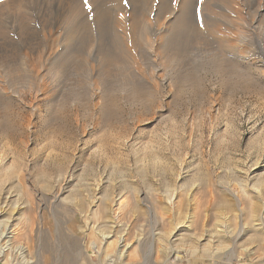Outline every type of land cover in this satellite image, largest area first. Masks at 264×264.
Returning <instances> with one entry per match:
<instances>
[{
  "label": "rangeland",
  "instance_id": "obj_1",
  "mask_svg": "<svg viewBox=\"0 0 264 264\" xmlns=\"http://www.w3.org/2000/svg\"><path fill=\"white\" fill-rule=\"evenodd\" d=\"M80 1L91 22L93 0ZM106 1L103 7H116ZM120 1L115 14L130 7L129 0ZM197 2L196 23L204 31L199 15L205 0ZM9 36L17 39L16 33ZM21 58L9 72L13 82L6 86L7 95L0 94V203L17 199L24 205L12 209L24 217L21 228L27 229V237L19 240L34 244L38 234L54 250L45 264L71 258L80 219L88 231L105 223L112 216L109 199L117 195L127 206L115 221L143 231L182 227L194 210L220 223L236 213L234 195L264 210V77L234 64L237 72L194 71L188 87L179 83L182 76L173 86L124 87L132 78L120 76L102 90V104L88 98L95 89L66 83L49 90V102L41 97L37 104ZM3 67L0 74L6 77ZM93 209H100L98 216ZM86 215L91 220H84ZM248 241H243L247 249L235 248L231 259L229 251H181V259L171 257L168 264H264V243Z\"/></svg>",
  "mask_w": 264,
  "mask_h": 264
},
{
  "label": "bare ground",
  "instance_id": "obj_2",
  "mask_svg": "<svg viewBox=\"0 0 264 264\" xmlns=\"http://www.w3.org/2000/svg\"><path fill=\"white\" fill-rule=\"evenodd\" d=\"M111 1L116 7L106 8V0H93L91 22L80 0H6L0 4V65L9 70L6 77L0 74V94L7 95L6 86L12 81L9 72L17 57L24 60L29 73L26 83L34 89L32 103L37 104L42 98L49 102V90L65 83L95 89L88 98L102 104L106 101L102 90L120 76L132 78L124 87L145 84L154 89L176 85L181 76L179 83L188 87L194 71L205 68L237 72L233 66L241 65L257 78L264 77V0H256L255 6L250 0H205L199 15L204 31L196 23L197 0H126L130 7L125 11L119 8L122 14L114 11L122 1ZM30 22H36L37 27ZM9 32L16 33L17 39ZM15 74L17 80L19 75ZM53 198L56 201L57 195ZM94 198L102 202L100 196ZM234 198L236 213L221 217L220 223L210 214L194 210L182 227L143 231L115 221L122 217L127 202L122 195L113 196L109 199L110 219L106 217L105 223L90 231L80 219L79 232H73L76 243L70 250L71 258H59L57 264L67 260L70 264H168L171 257L181 259V251L191 255L200 251L229 255V251L231 259L235 248L247 249L244 239L249 244L256 239L264 243V210L246 198ZM40 205L36 212H41ZM23 206L17 199L0 203L1 264H45L48 256L54 255V250L39 241L38 234L34 244L19 240L27 237V229H23L24 217L12 214V209L18 211ZM97 209L91 214L97 215ZM86 219L91 220L88 215Z\"/></svg>",
  "mask_w": 264,
  "mask_h": 264
},
{
  "label": "snow or ice",
  "instance_id": "obj_3",
  "mask_svg": "<svg viewBox=\"0 0 264 264\" xmlns=\"http://www.w3.org/2000/svg\"><path fill=\"white\" fill-rule=\"evenodd\" d=\"M85 3H87V0H85Z\"/></svg>",
  "mask_w": 264,
  "mask_h": 264
}]
</instances>
